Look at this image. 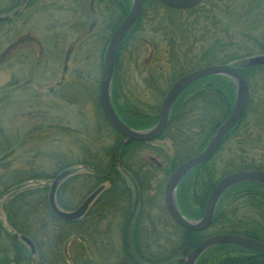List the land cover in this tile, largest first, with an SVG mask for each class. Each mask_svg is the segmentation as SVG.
<instances>
[{"label": "trees", "instance_id": "trees-1", "mask_svg": "<svg viewBox=\"0 0 264 264\" xmlns=\"http://www.w3.org/2000/svg\"><path fill=\"white\" fill-rule=\"evenodd\" d=\"M42 1L7 0L8 7L3 11L17 6L18 10L12 15L17 18L30 3L31 6L46 7L47 4L40 5ZM52 2L54 5L67 3L55 9L61 12L65 9L72 14L71 19L66 18L69 20L55 26L53 29L58 31L48 38L54 55L62 53L60 50L68 31L75 34L78 42H86L93 33L92 36L96 37L91 42L92 47L99 52L102 68L110 37L128 14L131 0ZM89 17H92V23L87 27ZM2 19L0 27L6 24L7 32H14L9 27L11 19ZM146 34L155 35L152 41L147 40L144 44L153 51L151 62L133 75L134 81L143 84L139 93H127L123 85H127L132 75L130 65L124 64L123 59L126 56L131 58L139 51ZM155 39L167 48V62L170 63L166 72L157 68L159 43H154ZM38 48L42 52L39 43ZM54 55L53 58L58 57ZM260 55H264V0H204L187 10L168 8L159 0H143L139 19L119 47L112 75L111 103L121 122L135 131L150 129L158 123L160 103L166 91L187 73L213 65H228L234 66L247 82L249 100L242 118L221 141L212 158L187 173L177 186L176 204L184 218L198 221L203 217L209 194L222 177L241 171H264V164H257L251 154L259 147L250 145L251 148L247 149L245 144L248 139L249 144L252 139L264 140V131L251 130L264 128V67H248L246 64L251 57ZM19 60L25 62L28 57L22 59L19 56ZM33 64L28 70H32ZM51 64L55 65V62ZM63 71L64 76L51 93L57 94L64 103H76L80 99L73 96L72 91L77 87L80 92H89L91 87L79 72L78 81L70 80L65 84L66 66ZM15 77L12 76L10 85L18 89L19 80L16 81ZM235 94L234 84L226 76L211 75L197 81L177 97L170 108L166 129L152 142L131 141L118 146L123 138L103 118L109 136L107 132V137L97 136L89 145L75 138L77 143L86 144L81 145L76 153L51 154L49 151L47 157L53 161L51 174L37 171L32 162H27L24 163V175L15 180L11 176L21 169L9 171L8 167L12 160L17 161L16 152L24 143L32 142L28 151L37 147L54 148L59 141L56 133L65 135L68 133L65 129L52 131L49 126L36 125L22 136L17 133L2 136L0 171L9 179L10 186L16 187H12L11 193H6L3 199L5 192L0 191V211L5 215L6 225L4 227L0 217V264H70L69 256L76 264H182L180 260L184 251L190 252L211 236L229 234L264 243V184L244 182L227 189L216 204L210 226L201 232H190L177 226L160 201V196L164 195V181L156 176L162 173L164 180L168 179L179 165L204 150L215 130L230 115ZM146 96H152L156 102L149 103L144 99ZM28 103L32 105L33 102ZM49 106L53 105L49 103ZM28 116L34 120L45 119L37 113ZM106 140H111V144ZM156 141L164 143L153 145ZM233 146L238 155L231 151ZM143 152L150 154L148 160L141 156ZM80 169L84 173L79 174ZM63 172L68 175L58 182L55 191V203L60 210L71 211L69 205L60 198L58 200L64 190L77 187L87 197L102 188L85 214L72 222L51 214L45 195L47 188L22 190L27 181L55 179ZM128 179L133 181L134 190ZM106 183L108 186L104 187ZM39 193L42 202L35 197ZM110 218L124 221L120 227L123 245L116 251L109 249L112 239L109 238L108 225L104 226ZM21 237L33 244L32 253L26 249ZM73 237L80 243L70 249L69 241ZM195 264H264V255L221 244L206 250Z\"/></svg>", "mask_w": 264, "mask_h": 264}, {"label": "rangeland", "instance_id": "rangeland-1", "mask_svg": "<svg viewBox=\"0 0 264 264\" xmlns=\"http://www.w3.org/2000/svg\"><path fill=\"white\" fill-rule=\"evenodd\" d=\"M19 1L21 2V0ZM52 1L53 0H43L40 2V5L43 4V6L47 4V6L43 8L35 5L31 6L30 3V6L28 5L27 8L22 11L17 18H12L14 12L18 10V7L16 6L12 10L8 9L9 11L4 12L3 10L4 8L8 7L9 2H7V0H0V18L2 19L8 17L11 19L9 27L14 30V32H7L8 25L6 24H2L0 27V139L2 136L6 137L16 133L19 134V136H22L27 130L36 125H42L43 128H48L49 126L52 128V131H55L58 128H63L66 130V132H68L65 133V135L63 133H56L59 141L58 144L54 146V148L46 147L38 149L37 147L36 150L28 151L31 149L32 142L24 143L23 148H20L16 152L17 161L14 162L12 160L8 167L9 171L21 169L18 170L19 173H15V175L11 176L12 179L14 178L15 180L17 178H21L24 175V168L27 162H32L37 171L51 174L53 161L47 157L51 152V154L76 153L77 149L81 145L86 146V144L81 143L82 141L87 142L89 145L97 136L107 137V133L109 136V130L103 121V116L98 101V86L101 76L102 59L99 56V52L94 50L92 47L91 42L96 36H92L93 33H91L89 34L90 37H87L89 40L86 42H78V40L75 39V34L70 31L67 33L66 31L68 36L66 38L64 47L62 50H60L62 53L54 55L55 51L51 49L52 45L48 43V38L51 34L53 35L58 31L53 28L59 23L69 20L66 18L71 19L72 14L65 9H63L62 12L55 9L59 7V5L63 6L67 3L62 4L61 2V4H59L58 2L56 5H54L55 2ZM88 22L89 23L87 27H90L92 23V17H89ZM154 36L155 35L153 34L144 35L142 39L143 41L140 43L141 45L139 51L135 52L131 58L126 56L127 60L123 59L124 64L130 65V74L132 75L131 80L128 81L127 85H123V90L127 93L132 92L138 94L141 90L140 87H142L143 84H140L141 82L139 80L138 82L134 81L133 75L139 73L144 64H149V62H151L150 60L153 55V51L149 46L145 45L146 41H152L151 38H154ZM38 43L42 47V52H39ZM154 43L159 42L157 39H155ZM79 44L81 48H78ZM158 47V52L156 51L158 55V63L156 62L157 68H159L158 70L162 68V70L166 72L170 63V61L167 62L169 57L166 53L167 48L163 42L159 43ZM68 50H70V52ZM53 55L58 57L53 58ZM19 56L22 59L28 57V60L22 62L19 60ZM53 62H55V65L51 64ZM14 64L17 65H15L13 68ZM32 64V70H28V66L31 68ZM65 66L67 69V71H65V84H67L70 80L71 82L74 80L78 81L79 78L77 73L79 72L80 76L83 78V81L89 84V87H91L89 92H86L85 90L80 92L76 87L72 93L73 96H78V99L80 100L73 104L64 103L58 98L57 94L51 93V89L54 90L64 76L63 68ZM29 71H31L30 74ZM13 75L16 76L15 78H17V80H14H19L17 83V85H19L18 89L12 88L10 85ZM65 89L66 88L64 87L63 91H65ZM61 91L62 90L58 91V93ZM144 99L149 103L156 102L152 96H146ZM30 101L33 102L32 105H29L30 103L28 102ZM49 103L53 106L50 107ZM5 105L6 108L4 107ZM36 113L39 114L40 117L43 116L42 118L45 119L34 120L32 119L33 117L30 118L28 116V114L32 115ZM251 130L264 131V128H251ZM75 138H78L81 141L78 142L81 144L77 143ZM105 142L108 143L109 140H106ZM162 143L164 142L156 141L153 143V145H159ZM110 144L111 140L109 142V145ZM245 144L247 149H250L251 146L252 148L259 147L252 150L251 154L254 155L257 164H264V140L255 141L252 139L249 144L248 139ZM166 146L168 145L166 144ZM231 151L233 153L236 151L234 146L233 150ZM235 154L238 155V153H234V155ZM141 156H143L144 160H148L147 158L150 156V154L143 152ZM262 157L263 161H261ZM74 168L76 167L74 166ZM78 173L81 174L84 173V171L80 169ZM10 175L11 174H9V176ZM6 179L7 177L4 176V172L0 171V191L2 193L5 192L2 196V199L6 198V193H11L9 190L12 187H16L10 186L11 184L9 183V179ZM156 179L162 180V182L164 181L162 187V192L164 193V187L167 179L164 180L162 173H160L159 176H156ZM52 181L53 178L45 180L35 178L27 181L22 190L35 191L39 189L38 191H41L43 188H47L45 195L48 197ZM129 182L134 190V184H132L133 181L129 180ZM105 186L107 187L108 184H104V187ZM64 191L66 193H60L58 200L60 198V201H64L71 207V210L76 208L86 197V195L84 196V192L79 190L77 187L75 189L70 188L67 191ZM39 196L40 193L35 197H38L39 202H42L39 199ZM56 198L57 196L55 195V199ZM160 201L164 205L163 195L160 196ZM1 202L2 200H0V204ZM61 211L65 210L61 209ZM0 217L4 222V227H6L5 215L2 211H0ZM123 222L124 221L121 218L114 220L110 218V221L104 223V226L108 225L109 238L111 237L112 239V241L109 243V249H114L116 251L119 250V246L121 247L123 245L122 235L120 232V227H122ZM79 243L80 241L78 238L73 237L69 241L70 249H73V247H78ZM3 244L5 245L4 242ZM24 246L28 250V247L25 244ZM68 260L70 264H76L72 256H69ZM82 260L84 261V259Z\"/></svg>", "mask_w": 264, "mask_h": 264}, {"label": "water", "instance_id": "water-1", "mask_svg": "<svg viewBox=\"0 0 264 264\" xmlns=\"http://www.w3.org/2000/svg\"><path fill=\"white\" fill-rule=\"evenodd\" d=\"M159 1L166 7L174 10H187L199 5L204 0ZM142 5L143 0H131V8L128 14L112 33L104 53L102 71L98 86V100L102 116L109 127L123 138L118 146L126 145L131 141L150 142L161 136L166 129L168 114L172 104L185 89L197 81L211 75H223L231 79L235 87V102L230 115L215 130L208 144L199 155L188 159L176 168V170L168 178L164 188V204L171 220L182 229L188 230L190 232H201L210 226L216 204L221 195L227 189L244 182H257L264 184V171H241L222 177L212 188L205 206L204 215L198 221L184 218L177 208L175 199L177 186L183 177L191 170L209 161L217 151L221 141L242 118L249 100L248 85L244 77L234 66L213 65L204 67L199 70L187 73L173 82L160 103L159 121L154 127L143 131H135L124 125L115 114L111 103L112 75L119 47L124 37L139 19L142 12ZM2 20L3 19L0 18V21ZM246 64L248 67H264V55L253 56L248 59ZM67 175L68 172H63L59 174L53 181L48 194V207L56 218L66 222H72L80 219L85 214L88 206L102 188H98L95 192L90 194L76 209L69 212L61 211L55 204V190L57 188L58 182ZM21 239L29 246L31 252H33V244L25 237H21ZM221 244L241 247L264 255V243L241 236L224 234L211 236L204 239L187 254L186 251H184L183 255L185 257L180 261L183 264H195L196 260L206 250Z\"/></svg>", "mask_w": 264, "mask_h": 264}, {"label": "flooded vegetation", "instance_id": "flooded-vegetation-1", "mask_svg": "<svg viewBox=\"0 0 264 264\" xmlns=\"http://www.w3.org/2000/svg\"><path fill=\"white\" fill-rule=\"evenodd\" d=\"M31 252V251H30Z\"/></svg>", "mask_w": 264, "mask_h": 264}]
</instances>
